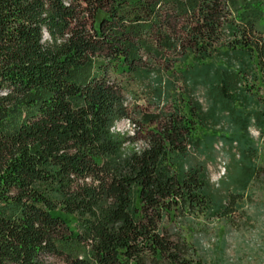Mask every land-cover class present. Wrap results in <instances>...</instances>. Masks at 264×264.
Segmentation results:
<instances>
[{"label": "trees", "instance_id": "16d2710c", "mask_svg": "<svg viewBox=\"0 0 264 264\" xmlns=\"http://www.w3.org/2000/svg\"><path fill=\"white\" fill-rule=\"evenodd\" d=\"M129 82L153 110L114 133ZM250 128L264 0H0V264H210L195 232L264 185Z\"/></svg>", "mask_w": 264, "mask_h": 264}, {"label": "rangeland", "instance_id": "374dc122", "mask_svg": "<svg viewBox=\"0 0 264 264\" xmlns=\"http://www.w3.org/2000/svg\"><path fill=\"white\" fill-rule=\"evenodd\" d=\"M134 1V0H132ZM126 100L132 114L129 124L120 121L111 129L114 133L126 134L130 125H136L138 106L147 112L153 110V106L147 105L151 93L148 87L136 82L125 84ZM146 89V91H145ZM135 127L131 129L135 133ZM249 135L256 143L258 149L257 162L264 167V133L259 134L250 128ZM216 150V151H215ZM221 143H215L207 159V176L209 183L215 178L220 164L227 167L228 159ZM217 167L215 168V158ZM250 200L244 201L241 216H236L234 223H210L205 234L195 232L194 238L198 239L199 250L210 264H264V185L254 184L247 192ZM201 222V221H200ZM197 223H194L196 226Z\"/></svg>", "mask_w": 264, "mask_h": 264}, {"label": "bare ground", "instance_id": "6f19581e", "mask_svg": "<svg viewBox=\"0 0 264 264\" xmlns=\"http://www.w3.org/2000/svg\"><path fill=\"white\" fill-rule=\"evenodd\" d=\"M127 123V121H126ZM129 129V132L127 133L128 135H132V131L130 128ZM225 173H226V165L225 164H220L217 168V172L215 174V178L214 180L212 181V184H210L211 186H213L214 188H217L218 185H219V182L221 180H223V178L225 177Z\"/></svg>", "mask_w": 264, "mask_h": 264}, {"label": "built area", "instance_id": "2783aa9c", "mask_svg": "<svg viewBox=\"0 0 264 264\" xmlns=\"http://www.w3.org/2000/svg\"><path fill=\"white\" fill-rule=\"evenodd\" d=\"M127 121V120H126ZM127 124H129V122L127 121ZM130 129L134 128L133 125L129 126ZM216 151V150H215ZM217 167V157L215 158V168Z\"/></svg>", "mask_w": 264, "mask_h": 264}]
</instances>
